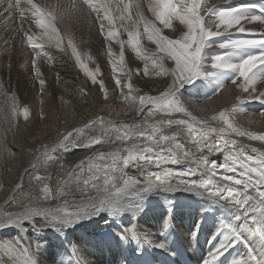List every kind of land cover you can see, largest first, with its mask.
<instances>
[{"label": "bare ground", "instance_id": "1", "mask_svg": "<svg viewBox=\"0 0 264 264\" xmlns=\"http://www.w3.org/2000/svg\"><path fill=\"white\" fill-rule=\"evenodd\" d=\"M7 2L8 0H5V7ZM33 2L52 5L57 3V0H33ZM63 2L67 3L68 0H63ZM116 2H119L121 7H123V4L128 3L132 5L138 4L145 19L154 23L170 39H181L187 31L186 26L180 25L178 20L173 21L172 28H164L155 19L154 14L149 11V5L152 0H116ZM201 3L204 5L201 16L205 21V26L211 27L213 31H219L221 33L220 36L213 38L217 42L226 41L229 38H264V23L251 21L250 19H242L243 21L245 20V23L243 22L244 24L241 26L236 24L227 29L223 26L217 29L215 27L217 21H215V17L209 20L211 13L208 11L209 9L247 7L259 15L264 11V0H201ZM28 7L26 3H21V9L24 11L25 17L30 16ZM0 11H3V9L0 8ZM115 15H118V13H114ZM131 15L133 18H136L135 7L132 8ZM31 22L33 21L28 18L21 19L19 11L16 9L0 15V148L2 150L1 143L8 139L9 131L12 130L11 125L18 121V116H15L9 122H5L2 116L3 113H11L13 107L14 99L9 96L11 94L9 91L11 87L9 85L12 88L14 87L16 95L18 96L16 98L17 100L20 98L24 102L23 104H29L32 107L33 117L31 119H34L36 123L38 122L35 130L39 132L37 133L36 131L34 136L28 137L31 142L37 139L40 140L39 147H41L40 152L38 151L36 162L31 157L32 163L26 169L27 175H7V186H2L0 189V214L4 212L19 213L29 207L55 209L57 207L69 206L71 209L73 205L88 203V197L96 196L97 191L91 185L87 187V190L82 191L81 189L84 188V185L81 183L78 186L76 178L78 177L83 181L92 175V172L88 171L90 163H110L109 158L100 160L97 153H111L124 147L130 148L133 144H138L143 147L148 141L143 136H140L139 133L141 131H144L146 134L151 133L150 128L133 129L128 137L117 139L113 130H109L107 134L104 132V129L108 128L107 121L113 122L116 128L127 130L126 126L132 124H156L159 121H167L169 119L173 121L179 119L188 120V117L182 113L165 115L161 112L153 111V114L149 116V111L153 109L151 104H146L143 107L139 104L137 112L128 114L130 105L135 106L137 101L140 103L139 98L141 96L148 95L157 97L161 95L166 85L170 83L171 76L157 75V70L151 68L150 59L148 61V73L145 74V61L137 57L136 53L126 43L127 32L124 30V27H121L122 22L119 20H115V30L118 31L116 39L125 42L123 64L128 69L125 74L129 75L127 81L123 80L125 88L123 86L121 87V92L126 94L125 99L123 102H112L111 100V103H107L106 100L105 102L107 104L105 103L106 105L101 106L100 111L95 110V100L98 103L100 101L102 102L105 91L101 90L100 84H97L96 87L93 86V82L89 79L90 77L78 67L75 58L72 56L71 48L68 47V41L71 38L72 43L76 46L82 61L87 65L88 69L95 73L100 78V81L104 82L103 85L106 82L109 84L110 79L108 77L105 79L103 73L110 72L109 69L118 65L121 45L116 40L105 39V35L102 34L100 24L95 15L79 20L73 18L58 25L63 38L64 48V51H60L68 59L72 58L73 65L71 67V73L75 76L77 80L76 85L80 87L83 94L78 92L69 95L66 93L67 95L63 96L61 93V97L60 91H65L64 89L68 88L66 78L69 76L65 78L58 75V78L55 79L56 77H53V74L52 77L55 79L53 81L51 80L53 84L51 86L46 85L42 88V93H38L39 90L37 92L34 86L35 78L37 77L35 72L39 70L41 73L37 77L38 81L43 80L47 83L45 77L50 69L45 56L40 59L32 56L33 53L37 52L28 45L27 33L24 31L21 32L22 24L30 23L31 26L28 34L31 33L29 35H33L35 39V34H38L40 30ZM105 25L104 32L106 33L111 26L106 21ZM124 25L129 30H135L132 28L130 21L124 22ZM241 27L245 29L244 32L239 31ZM139 31L141 33V49L144 55L147 57H151L153 53L160 55L157 53L156 45L149 41L143 33L142 23L139 25ZM109 48L112 51L111 55H109ZM228 51L227 49H220L218 46L206 48L205 52L209 55L206 58L207 70L213 71L210 67L212 54L224 55ZM252 51L258 54L259 50H239L229 53V58L233 62H238L242 59L243 55L247 56ZM42 53L44 54V52ZM33 59L36 60L35 67L32 63ZM164 64L166 68L175 67L174 61L168 59H165ZM233 75L232 73L224 74V86L225 84L229 86L222 88L223 92L221 93L219 91L216 95H212L216 91V84L211 80L197 79L193 84L185 85L181 89L184 95L181 97L182 103L193 116L198 120L208 121V125L211 127L218 129L226 127L223 121L219 119L220 113L224 112L230 121L241 130L256 135H264V115H261L264 112V104H261L259 100L254 98L250 99L251 88L249 92L242 90L243 78L237 79L236 83L233 84L231 82ZM119 76L121 77V75ZM7 78H10V80L7 81ZM129 82L133 85L131 91L135 92V95L132 92L129 93L130 90L127 87ZM109 87L107 86V88ZM114 88L116 91L118 86L115 84ZM255 88L257 92L252 93L253 97L258 92L264 91V81H258ZM102 91L103 93H101ZM24 92L27 93V96L22 98L23 94H25ZM36 92L39 96L36 95ZM196 92H201L205 97L202 103L197 104V107L194 105L193 108L186 99ZM126 97L128 98L126 99ZM200 97L202 95L198 96V98ZM200 104L206 108L205 113L196 111V109H202ZM76 105L77 107H83L81 109V117L77 119L73 116L69 117L70 113L75 115L72 107ZM241 105L242 108L240 107ZM234 108L236 111H232ZM60 110L62 111L60 112ZM68 110H70V113H68ZM58 112L61 114L60 118ZM40 114L44 115L42 116L43 118L41 117L42 119L39 118ZM213 116H216L217 119L212 120ZM64 119L69 120V122L74 119L76 121L72 126H66L64 124L65 121L62 123ZM100 120H103L105 123L101 124L99 122ZM88 125H91V127H87ZM161 127L164 129L163 135L169 137L175 135L182 149L188 151L189 156L185 159V164L196 163L198 153L194 149L192 134L188 132L186 125H177L174 123L172 126L164 124ZM76 129H83L81 144L97 137L101 138V143H94L91 147H73L67 151L60 149L58 145L63 140V136ZM196 134L198 135V133ZM215 135L218 134H210V140ZM219 135H222L227 140H235L236 144L234 147L236 148L251 150L255 147L264 151V142L259 140H250L247 136H238L229 131ZM157 138L159 139V134H157ZM12 141L16 145L19 144L18 138ZM54 148L56 150L52 151ZM46 150L50 158L45 157ZM31 151L33 153V150ZM2 152L5 151L2 150ZM3 155L6 154L3 153ZM16 159L15 161L17 162ZM127 170L125 169L124 171ZM20 171L23 172L22 169ZM34 175L46 177L47 179L36 181L33 179ZM97 175L100 176V179L95 180L94 183L103 188V174L101 172L97 173ZM45 186L50 191L47 199H45V193L43 191ZM58 192L62 194H58ZM126 207L129 210L118 216L101 213L93 219L85 220L74 227L68 228L63 233H57L53 229L48 228L40 234L29 230L28 234L25 235L22 229H16L14 227L7 228L0 230V242H7L17 247V245L21 246L20 240L26 246L29 257V255L36 256V240H38L41 245L38 255L40 264H80L81 257L83 258V264H140L141 258L145 254L152 256L158 264H171L173 261L183 264L185 263L184 251L193 256L196 261L205 264V261L210 257L213 250L226 243L227 239L230 238V234L227 231L228 228H235L247 235L242 221L234 219L235 213L232 209L215 204L207 197L198 196L193 192L152 193L140 198L129 199ZM129 231L136 233L137 239L135 241L127 237L123 240L120 238V234ZM194 233L195 235H193ZM146 240L151 241V243L145 242ZM159 243H163L165 247L159 248L154 246ZM252 247L256 248L257 244L252 242ZM1 252L0 254L3 255L4 253L2 254ZM73 253H77V255L73 256ZM246 255L247 248L243 242H240L235 247L227 250L219 259L218 264H234L237 259ZM0 264L13 263L3 258V256H0Z\"/></svg>", "mask_w": 264, "mask_h": 264}, {"label": "snow or ice", "instance_id": "2", "mask_svg": "<svg viewBox=\"0 0 264 264\" xmlns=\"http://www.w3.org/2000/svg\"><path fill=\"white\" fill-rule=\"evenodd\" d=\"M22 2L29 6V17H25V13L21 9ZM4 5L5 0H0V8L3 9V11H0V15L16 9L19 11L21 19H31L36 28L40 30L38 34H35V39L33 35L26 36L27 43L33 50L43 49L45 44H49L64 51L63 38L58 25L73 18L79 20L95 15L105 39L116 40L121 45L118 62L123 64L125 42L116 39L118 31L115 30V20L121 21V27H124L127 32L126 43L136 53L137 57L145 61V74L148 73V61L150 59L151 68L157 70V75L171 76L170 83L166 85L160 96H141L139 98L140 105L142 107L146 104L153 106V109L148 113L149 116L153 114V111L165 115L182 113L188 117V120L173 121L169 119L159 121L156 124H132L126 126L127 130L116 128L113 122L107 121L108 128L104 129V132L107 134L109 130H113L117 139L128 137L133 129L150 128V134H146L144 131L139 133L148 143L143 147L133 144L130 148L124 147L111 153H97L100 160L109 158L110 163H90L88 171L92 172V175L83 181L78 177L76 178L78 186L81 183L84 185L82 191L87 190L89 185L97 191L96 196L88 197V203L73 205L71 209L69 206L55 209L29 207L19 213L4 212L0 214V230L14 227L22 229L24 234L27 235L29 230L40 234L51 228L57 233H63L68 228L74 227L85 220L93 219L101 213L118 216L128 211L126 205L131 198H140L152 193L187 191L198 196H205L215 204L232 209L235 213L234 219L242 221L243 227L247 231V235H245L244 232L235 228H228L230 238L227 239L226 243L213 250L205 264H218L219 259L225 252L240 242L245 244L247 255L237 259L234 264H264V151L254 147L251 151L258 153V156L252 157L243 148H235V140H226L222 135L216 141L209 138L212 133L219 135L229 131L238 136H247L250 140L264 142V135H256L241 130L230 121L224 112L220 113L219 119L223 121L226 127L219 129L211 127L208 125V121L198 120L193 116L181 100V97L184 96L181 89L185 85L193 84L197 79L214 82L216 91L212 95H216L224 87V74L232 73L234 74L231 79L233 84L236 83L237 79L243 78L242 90L249 92L251 88L250 99L254 98L264 104V91L258 92L254 97L252 96V93L257 92L256 83L264 81V38H229L226 41L217 42L213 38L220 36L221 33L205 26V21L201 16V12L204 10L201 0H152L150 3L149 11L154 14L155 19L164 28H172L174 20H178L180 25L186 26L187 31L181 39H170L163 34L160 28L145 19L138 4L128 3L123 4V7H121V4L116 0H68L67 3L63 0H57V3L49 5L38 4L33 0H14V2L8 0L6 7ZM133 7L136 10V18L131 15ZM208 11L211 13L209 20L215 17V21H217L215 27L217 29L222 26L225 29L230 28L239 24L242 19L264 23V11L257 15L247 7L209 9ZM114 13H118V15L114 16ZM105 21L111 26L106 33L104 32ZM126 21H130L132 28L135 30H129L125 27L124 22ZM141 23L143 24V33L149 41L156 45L157 53L160 55L156 53H153L151 57L144 55L141 49V33L139 31ZM239 31L244 32L245 29L241 27ZM213 46L229 51L224 55L212 54L210 67L213 71H208L206 58L209 55L205 52V49ZM68 47L71 48L72 56L75 58L78 67L90 77L93 83H97L95 74L89 71L87 65L82 61L81 55L72 43L71 38L68 41ZM251 49H258V54L252 51L238 62H233L229 58V53ZM111 54L112 51L109 48V55ZM36 55L39 56L40 53L37 52ZM165 59L174 61L175 67L166 68ZM32 63L35 67L36 60L33 59ZM35 75L37 77L41 75L39 70L35 72ZM40 83L43 87L44 81L41 80ZM116 84L119 87L121 82L117 80ZM100 87L101 90H104L103 82H100ZM127 87L130 91L133 89L130 82ZM105 97L107 98L106 91ZM240 107L242 108V105ZM232 111H236V109L234 108ZM18 114H21L20 110L13 104L11 113H3L2 116L5 122H9L11 118ZM22 115L25 119L28 118L29 111L27 108L23 109ZM261 115H264V112ZM216 119V116L212 117V120ZM99 122L101 124L105 123L103 120ZM174 123L186 125L188 132L192 134V142L196 144L197 151L203 152L206 149L209 154L223 151L222 163L209 162L207 158H202L196 168L187 167L176 170L169 167V165L184 164L185 159L189 156L188 151H184L177 142L175 135L171 137L163 135L164 129L161 125L172 126ZM87 127H91V125ZM82 133L83 129L68 132L63 136V140L60 141L58 147L67 151L73 147H91L94 143H101V138L97 137L81 144ZM157 134H159V139ZM55 150V148L52 149V151ZM45 157L50 158L47 150ZM218 168L221 170L219 174L217 173ZM125 169H131L137 175H131L129 172L124 171ZM101 172L103 174V188L94 183L95 180L100 179L97 173ZM205 173H208V175H205ZM197 176L199 178L195 179L194 177ZM33 179L42 181L47 178L34 175ZM43 191L45 199H47L50 194L49 188L45 186ZM253 191L255 194H253ZM58 194L62 193L58 192ZM126 237L134 241L137 239L134 231L120 234L122 240ZM145 242L151 243L149 240ZM252 242L257 244L256 248L252 247ZM154 246L165 247L163 243ZM40 247V242L36 240L37 254L36 256L29 255L24 264H40L38 259ZM75 255L77 253H73V256ZM80 264H83L82 257Z\"/></svg>", "mask_w": 264, "mask_h": 264}, {"label": "rangeland", "instance_id": "3", "mask_svg": "<svg viewBox=\"0 0 264 264\" xmlns=\"http://www.w3.org/2000/svg\"><path fill=\"white\" fill-rule=\"evenodd\" d=\"M32 21V20H31ZM242 22V23H241ZM245 23V20L243 21V20H241L240 21V23H239V25L241 26V25H243L244 23ZM31 23H34V22H31ZM35 25V24H34ZM30 26H31V24L29 23H23L22 24V26H21V32H25V33H27L26 34V36L27 35H29V34H31V33H29L28 34V31H29V29H30ZM254 30H255V28H254ZM48 48H47V47ZM54 45H48V44H45L44 45V47H43V49H41V51H40V49H37V50H35L36 52H39L40 53V55L39 56H37V55H35V54H37V53H33V57H35L36 56V58H38V59H40V58H44V56L47 58V65H48V67H49V71H48V73H47V75H46V79L45 80H47L46 82L47 83H45L44 82V85H43V87L41 86V83H38V82H40V81H38L37 80V77L35 78V88L37 89V92H38V90H39V92L38 93H42V88H44L46 85H52L53 83H52V81L53 80H55V79H57L58 78V75L59 76H63V77H68V78H66V80H67V82H68V88H65L64 90L65 91H60V96L62 97V94H63V96L64 95H67V94H69V95H71V94H76V93H80V94H83V91H81V89H80V87L78 86V85H76V83H77V80H76V78H75V76L71 73L72 72V65H73V60H72V58L71 59H68V57L65 55V54H63V52H61L59 49H57L55 46V48L53 47ZM47 48V49H46ZM50 50V51H49ZM56 50V51H55ZM42 52H44V54L42 53ZM59 54V55H58ZM50 55V56H49ZM54 56V57H53ZM66 56V57H65ZM246 57V56H245ZM63 58V59H62ZM242 58H243V56H242ZM67 59V60H66ZM68 60H70V61H68ZM50 61V62H49ZM53 62V63H52ZM68 62V63H67ZM71 62V63H70ZM51 63V64H50ZM53 64V65H52ZM64 64H66V65H64ZM122 65H123V67H122ZM62 66V67H61ZM119 66V67H118ZM122 68H121V67ZM116 68L115 69V71H114V69L113 68ZM119 69H118V68ZM62 68H63V70H62ZM125 68V69H124ZM56 69V70H55ZM64 69H66V70H64ZM122 69V70H121ZM120 70V71H119ZM51 71V72H50ZM63 71V72H62ZM64 71H65V73H64ZM90 71V70H89ZM109 71L110 72H107V73H103V75H104V78L105 79H107V77L110 79L109 81V84H107V82H106V84H104V91H107V98L105 99V92H104V95H103V101L100 103H98V102H96L97 100H95V105L96 106H94V108H95V110L96 111H100L101 110V106H103V105H106L107 103H111V100H112V102H123V100L125 99V93L124 92H121V90H122V86L124 87V85L125 84H123L124 82H123V80L125 81H127V78L129 77V75H126L125 73H127V71H128V69L126 68V66L124 67V64H121V63H118V65H115V66H113L111 69H109ZM92 72V71H91ZM62 73V74H61ZM117 73V74H116ZM52 74H53V77L55 76L56 78L54 79L53 77H52ZM55 74V75H54ZM95 74V73H94ZM51 75V76H50ZM100 75V74H99ZM116 75V76H115ZM119 75H121V77L119 76ZM95 77H96V81H98L97 83H93V86H95L96 87V85L97 84H100V82H102V81H100V78H98V76H96L95 75ZM121 78L120 80H119V78L117 79V80H119L120 82H121V84H120V86L118 87V89H116V91H115V84H116V78ZM52 78V79H51ZM72 78V79H71ZM90 79V78H89ZM7 81H9L10 80V78H7L6 79ZM52 80V81H51ZM115 80V81H114ZM38 81V82H37ZM90 81H92L91 79H90ZM89 81V82H90ZM79 82V81H78ZM203 82V81H202ZM104 83V82H103ZM37 84H39V85H37ZM90 84H91V82H90ZM109 87V86H112V87H109V88H111V89H109V88H107V86ZM117 85V84H116ZM71 88H70V87ZM77 86V87H76ZM225 86H227L226 84H225ZM224 86V87H225ZM229 86V85H228ZM227 86V87H228ZM9 87H11V89L9 90L10 91V95L9 96H11L13 99H14V102H13V104H15V106L20 110V113L21 114H18L17 116H18V121L16 122V123H14L13 125H11V127H12V130L11 131H9V135H8V139H9V141H4L3 143H1V147H2V150H4L5 152H2V150H1V148H0V189H1V187L2 186H4V187H6L7 186V179H8V176L7 175H27V172H26V169L30 166V164L32 163V158H33V160H34V162H36V160H37V158H38V151L40 152V148L41 147H39L40 146V140H34L33 142H31V140H29V137H31V136H34L35 134H36V131H37V133L39 132L38 130H35V128H36V125H37V123L36 122H34L35 120L34 119H31V117H33V109H32V107L29 105V104H23L24 102L19 98L18 100L16 99V98H18V96L16 95V92H15V89H14V87L12 88V86H10L9 85ZM79 87V88H78ZM94 87V88H95ZM106 87V88H105ZM224 87H222V88H224ZM35 88H34V91H35ZM75 88V89H74ZM78 88V89H77ZM101 88V87H100ZM125 88V87H124ZM220 89L219 91L222 93L223 92V89ZM67 89V90H66ZM77 89V90H76ZM120 89V90H119ZM235 89L236 90H238L236 87H235ZM71 90V91H70ZM75 90V91H74ZM109 90H111L110 92H109ZM114 90V91H113ZM77 91V92H76ZM37 92H36V95H37ZM64 92H65V94H64ZM68 92H71V93H68ZM132 91H130L129 93H131ZM25 93V92H24ZM62 93V94H61ZM67 93V94H66ZM101 93H103V91L101 92ZM133 93V95H135L134 93L135 92H132ZM109 94V95H108ZM122 95V96H121ZM158 95V94H157ZM24 96H27V93H25V94H23V96H22V98H24ZM37 96H39V95H37ZM160 96V95H159ZM110 97V98H109ZM121 97V98H120ZM21 100V101H20ZM107 100V101H106ZM107 103H106V102ZM110 101V102H109ZM106 103V104H105ZM235 103V102H234ZM93 104V105H94ZM23 107V108H22ZM76 107V108H75ZM73 106L72 108H73V113L75 112V115H73L72 113H70V110H68V113H70L69 114V117H74L75 119H77V118H80L81 116H80V114H82V106H79V107H77V105L76 106ZM22 108V109H21ZM24 108H27L28 109V111H29V116H28V118L27 119H25L24 117H23V115H22V112H23V109ZM100 108V109H99ZM75 109H76V111H75ZM78 109H80V110H78ZM103 110V109H102ZM62 110H60V112H61ZM79 111H81V112H79ZM60 112H58V116H59V118H60V115L61 114H59ZM77 112V113H76ZM79 112V113H78ZM76 114H78L77 116H76ZM108 114V113H107ZM109 115V114H108ZM42 116H44L43 114L41 115H39V118H41ZM43 118V117H42ZM41 118V119H42ZM70 120V122H69V120H63L62 121V123L64 122V124L67 126H72L73 125V123L76 121V120ZM28 122V123H27ZM25 123V124H24ZM66 123H68V124H66ZM15 125V126H14ZM27 126V127H26ZM14 129V130H13ZM10 132H11V134H10ZM29 136V137H28ZM18 138V140H19V144L18 145H16V144H14V142L12 141V140H15V139H17ZM35 142H36V144H35ZM10 145H9V144ZM13 145H12V144ZM38 143V144H37ZM22 145H23V147H22ZM36 145H37V148H36ZM26 146V147H25ZM10 147V148H9ZM14 147V148H13ZM21 147V148H20ZM35 147V148H34ZM39 148V149H38ZM11 149V150H10ZM36 149V150H35ZM15 150V151H14ZM31 150H33V153H32V151ZM35 150V151H34ZM3 153H5L6 155H3ZM32 155V156H31ZM36 155V156H35ZM16 156V157H15ZM20 156V157H19ZM28 156V157H27ZM34 156V157H33ZM23 157V158H22ZM27 157V158H26ZM32 157V158H31ZM17 158V159H16ZM31 158V159H30ZM34 158H36V159H34ZM15 159L17 160V162L15 161ZM28 160V161H27ZM27 161V162H26ZM30 161V162H29ZM23 163V164H22ZM16 164V165H15ZM14 165V166H13ZM19 165V166H18ZM22 169V171L23 172H21L20 170ZM16 170V171H15ZM2 171V172H1ZM13 171V172H12ZM3 175H6V176H3ZM5 183V184H4ZM196 222H198L197 220H196ZM203 225V224H202ZM19 242H20V245L21 246H18L17 245V247H15V245L13 246L12 244H10V243H7V242H0V250L2 251H0L3 255H1L0 254V256L2 257L3 256V258H5L6 260H8L9 262H11V263H13V264H24V262H25V260L28 258V250H27V248H26V246H24V244L19 240ZM12 246V247H9V246ZM4 255H6V256H4ZM10 256V257H9ZM7 257H8V259H7Z\"/></svg>", "mask_w": 264, "mask_h": 264}]
</instances>
